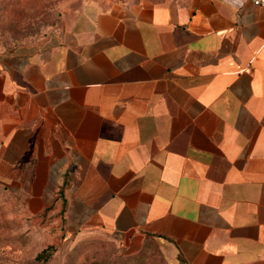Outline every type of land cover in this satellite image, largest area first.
<instances>
[{
	"label": "crops",
	"instance_id": "crops-1",
	"mask_svg": "<svg viewBox=\"0 0 264 264\" xmlns=\"http://www.w3.org/2000/svg\"><path fill=\"white\" fill-rule=\"evenodd\" d=\"M101 235L264 264V7L87 0L0 54V264H71Z\"/></svg>",
	"mask_w": 264,
	"mask_h": 264
},
{
	"label": "rangeland",
	"instance_id": "rangeland-1",
	"mask_svg": "<svg viewBox=\"0 0 264 264\" xmlns=\"http://www.w3.org/2000/svg\"><path fill=\"white\" fill-rule=\"evenodd\" d=\"M86 1L0 0V54L21 47H44L61 39L67 16ZM69 247L72 250L62 258L71 259V264H170L160 242L153 238L133 252L105 235L75 237Z\"/></svg>",
	"mask_w": 264,
	"mask_h": 264
},
{
	"label": "trees",
	"instance_id": "trees-1",
	"mask_svg": "<svg viewBox=\"0 0 264 264\" xmlns=\"http://www.w3.org/2000/svg\"><path fill=\"white\" fill-rule=\"evenodd\" d=\"M54 246L53 245H48L47 247H45L42 251H40L38 254H37V258L41 261H46L49 257H50V254L52 253V250H53ZM48 252L47 256H46V253ZM46 256V257H45ZM70 261L71 263V259L68 260Z\"/></svg>",
	"mask_w": 264,
	"mask_h": 264
},
{
	"label": "built area",
	"instance_id": "built-area-1",
	"mask_svg": "<svg viewBox=\"0 0 264 264\" xmlns=\"http://www.w3.org/2000/svg\"><path fill=\"white\" fill-rule=\"evenodd\" d=\"M254 4L257 6L264 7V0H253Z\"/></svg>",
	"mask_w": 264,
	"mask_h": 264
}]
</instances>
